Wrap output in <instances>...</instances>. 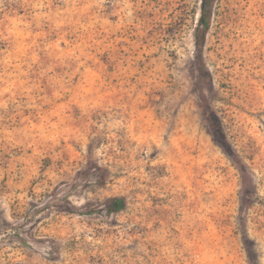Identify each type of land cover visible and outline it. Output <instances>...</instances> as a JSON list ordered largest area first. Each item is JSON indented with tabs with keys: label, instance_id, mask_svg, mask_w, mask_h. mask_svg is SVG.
<instances>
[{
	"label": "rangeland",
	"instance_id": "obj_1",
	"mask_svg": "<svg viewBox=\"0 0 264 264\" xmlns=\"http://www.w3.org/2000/svg\"><path fill=\"white\" fill-rule=\"evenodd\" d=\"M201 2L0 0V264H264V0Z\"/></svg>",
	"mask_w": 264,
	"mask_h": 264
},
{
	"label": "trees",
	"instance_id": "obj_2",
	"mask_svg": "<svg viewBox=\"0 0 264 264\" xmlns=\"http://www.w3.org/2000/svg\"><path fill=\"white\" fill-rule=\"evenodd\" d=\"M209 0H202L201 2V14L199 16V22L201 24V26L206 29L208 28L209 25V21H208V15L206 13V5L208 3ZM215 126L213 127V130L215 133H221L222 131H224L222 129L221 126V122L218 119L214 120ZM226 133V130H225ZM224 138H219V136H217L216 138L214 137L215 142L221 147V149L230 152V146L227 143V140L225 138V140H223ZM125 207V197L124 196H115L110 198L107 201V211L109 212H117L122 210Z\"/></svg>",
	"mask_w": 264,
	"mask_h": 264
}]
</instances>
